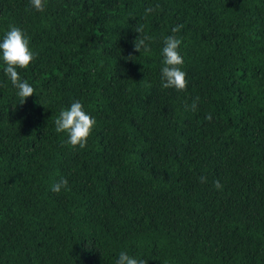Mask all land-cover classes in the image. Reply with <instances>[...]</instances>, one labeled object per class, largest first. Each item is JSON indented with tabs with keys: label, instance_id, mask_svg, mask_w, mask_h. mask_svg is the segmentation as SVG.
Returning a JSON list of instances; mask_svg holds the SVG:
<instances>
[{
	"label": "trees",
	"instance_id": "obj_1",
	"mask_svg": "<svg viewBox=\"0 0 264 264\" xmlns=\"http://www.w3.org/2000/svg\"><path fill=\"white\" fill-rule=\"evenodd\" d=\"M10 24L41 99L16 105L0 66V264H264V0H0ZM177 25L180 92L160 85ZM74 100L97 121L84 149L54 130Z\"/></svg>",
	"mask_w": 264,
	"mask_h": 264
},
{
	"label": "clouds",
	"instance_id": "obj_2",
	"mask_svg": "<svg viewBox=\"0 0 264 264\" xmlns=\"http://www.w3.org/2000/svg\"><path fill=\"white\" fill-rule=\"evenodd\" d=\"M30 9L42 12L46 6V0H28ZM158 7V6H157ZM155 11L152 7L144 10L145 16ZM182 25L172 28V35H168L162 41L160 49L161 66H160V85L163 89H173L177 92L183 91L187 87V73L184 71V58L181 53L182 38H178ZM139 33L134 41V50L141 53L151 52V37L142 35L143 27L136 28ZM35 59V52L30 47V40L24 29L20 26L9 25L3 35H0V66L3 67V73L6 80L14 89V95L17 104L24 105L27 98L40 95L28 80L21 77V70L27 69ZM198 99V97H197ZM197 103L193 101L191 109H197ZM207 119L211 120L209 115ZM55 132L65 134V143L73 149L77 147L84 149L88 139L91 136L97 121L94 116L87 112L84 105L79 100H74L69 106L60 110L59 116L54 121ZM201 182H206V177L200 178ZM68 180L61 178L50 186V191L60 193L62 189H67ZM215 188L221 189L219 181L215 182ZM114 264H148V260L130 255L128 251L122 250L114 258Z\"/></svg>",
	"mask_w": 264,
	"mask_h": 264
}]
</instances>
